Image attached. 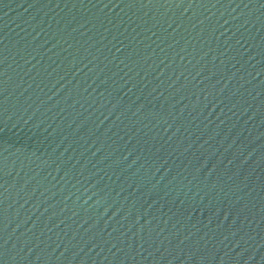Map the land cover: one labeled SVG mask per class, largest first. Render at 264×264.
I'll return each mask as SVG.
<instances>
[{
    "label": "water",
    "instance_id": "1",
    "mask_svg": "<svg viewBox=\"0 0 264 264\" xmlns=\"http://www.w3.org/2000/svg\"><path fill=\"white\" fill-rule=\"evenodd\" d=\"M0 264H264V0H0Z\"/></svg>",
    "mask_w": 264,
    "mask_h": 264
}]
</instances>
